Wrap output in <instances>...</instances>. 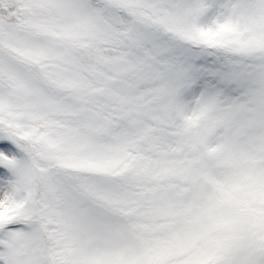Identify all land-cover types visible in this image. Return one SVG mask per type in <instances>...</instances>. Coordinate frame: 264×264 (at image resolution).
<instances>
[{"label": "snow or ice", "instance_id": "1", "mask_svg": "<svg viewBox=\"0 0 264 264\" xmlns=\"http://www.w3.org/2000/svg\"><path fill=\"white\" fill-rule=\"evenodd\" d=\"M0 264H264V0H0Z\"/></svg>", "mask_w": 264, "mask_h": 264}]
</instances>
